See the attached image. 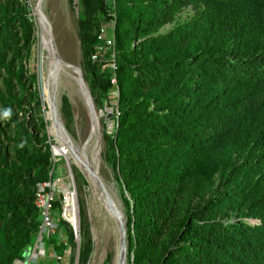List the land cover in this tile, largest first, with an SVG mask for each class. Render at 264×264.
Here are the masks:
<instances>
[{
    "label": "trees",
    "instance_id": "16d2710c",
    "mask_svg": "<svg viewBox=\"0 0 264 264\" xmlns=\"http://www.w3.org/2000/svg\"><path fill=\"white\" fill-rule=\"evenodd\" d=\"M25 4L0 0V264L32 243L34 188L50 177L48 144L32 142L14 117L22 107L11 80L21 70L12 62L33 32ZM106 22L112 47L97 38ZM76 30L94 103L117 93L101 139L124 210L127 263L264 264V0H81ZM109 51L112 68L100 72L91 55ZM60 204L56 194L59 226L45 241L59 259L72 239Z\"/></svg>",
    "mask_w": 264,
    "mask_h": 264
},
{
    "label": "rangeland",
    "instance_id": "374dc122",
    "mask_svg": "<svg viewBox=\"0 0 264 264\" xmlns=\"http://www.w3.org/2000/svg\"><path fill=\"white\" fill-rule=\"evenodd\" d=\"M24 1L26 3V15L32 23L33 32L27 54L23 56L22 52L20 61L12 62L13 68L21 70L19 83L11 80V92L15 96H20L22 107L20 110L14 109V117L24 122L29 134L33 137L32 142L39 143L42 140L48 144L50 158L47 173L52 179L59 178L62 183L56 189V194H60L62 199L58 211L59 216L72 233V239L65 244L64 255L57 262L51 260L49 264H68V255L73 257L71 264H114L118 233L113 218L104 209L98 197L92 191L90 182L72 162V159L67 154H56V149L59 146L54 140L49 109L42 96L39 37L36 16L32 14L33 0ZM15 6L19 5L15 4ZM42 8L50 23L57 54L65 62L77 66L81 70L82 78H84L83 74L86 73L87 66L82 56L81 43L76 30V20L80 13L81 0H42ZM13 26H16V24L13 23ZM12 29L13 32H18L16 27ZM106 38L113 39V25L112 28L108 27L106 29ZM109 53V56L96 53L95 62L98 71L101 72L103 68H112L113 52L109 51ZM59 67L55 92L60 118L58 122L66 142L70 143L69 145L78 152L85 147V141L91 132L92 117L89 110L92 108H88L90 104L87 94L77 74L61 65ZM109 94L107 103L103 98H99L97 103H94L90 94L96 112L92 110L98 125L96 124L95 136L87 145L86 156L89 163L95 165L104 186L108 187L110 193L112 192L118 200V207L123 218H125L116 182L113 180L112 172L103 159L104 144L101 135L103 131L109 132L114 124L111 114L114 111L117 93L116 90H113ZM0 119H2L1 114ZM62 125L67 133L64 132ZM97 135L98 143L96 142ZM4 136L13 138V126L4 129ZM42 136L44 139H41ZM5 147L6 156L10 158L12 156L11 146L9 143H5ZM64 186L71 193L73 212L68 211L67 213L62 210ZM53 217L57 221L54 215ZM72 218L75 220L74 224L70 221ZM63 237V230H59L57 238L60 240ZM82 244L88 247L87 258L83 263L79 259V250ZM52 246L50 243L47 246L44 244V257H42V260L49 259ZM126 264H128L127 261Z\"/></svg>",
    "mask_w": 264,
    "mask_h": 264
},
{
    "label": "bare ground",
    "instance_id": "6f19581e",
    "mask_svg": "<svg viewBox=\"0 0 264 264\" xmlns=\"http://www.w3.org/2000/svg\"><path fill=\"white\" fill-rule=\"evenodd\" d=\"M34 2H35V0H33L32 3L34 4ZM33 4H32V7H33ZM40 11L43 14H45L44 10L42 8V2L40 3ZM32 14L34 16H36V23H37V27H38L39 63L41 65V76L40 77H41L42 96H43L44 101L46 102V100H47V95H48V91H49V83L51 82V79L56 78L57 73H58V71L60 69L59 65H61V66L65 67V68H67V69H69L72 72L77 74V76L79 78V81L83 84V86L85 88V91H86V94H87L88 102L90 104L88 106V108H92L93 109V106H92V104L90 102L89 94L87 92L86 83H85V81H83V78H82V75H81V70L77 66L65 62L60 57H59L60 61L59 60L57 61L56 66L55 67L52 66V61H51V58H50V44L48 43L47 35H46V24H45V22L43 21V19L39 15H36L35 13H32ZM53 70H54V73H53ZM46 104H47V102H46ZM88 108H87V110H89ZM92 109L89 110L90 114H91V117H92V127H91L90 135H89L88 139L85 141L86 144L84 143L85 147H83V149L79 150L78 152L74 150L76 152V154L79 156L78 158L70 157V154L67 153V150H64L63 147H61L62 144L69 145L70 143L68 144L66 142L65 138L63 137L61 129H60V126H59L58 119L54 123L52 121V113H51L50 110H49V113H50V118H51V125H52V132H53L54 140H55L56 144L59 146V148L56 149V154H64V155L67 154L72 159V162L80 169V171L83 173L85 178L90 182L92 191L98 197L100 203L102 204L104 209L107 211V209L105 208V204H104V200H103V197L101 195V192L97 189L96 183L89 177L88 173L84 170L83 165H82L83 163H85L90 168L96 170L95 169V165L90 164L89 161H88V158L86 156V154H87L86 153L87 145L90 142V140L95 136V133H96V124H97L96 122H97V119H96V117H95V115L93 113L94 109L93 110ZM89 111H88V113H89ZM62 127H63V125H62ZM64 132L67 133L66 131H64ZM96 172H97V170H96ZM106 190L109 193V195H110V197H111V199H112V201H113V203L115 205V208L120 210L119 207H118V202H117L118 200H116V198L113 196L112 192L110 193L108 187L106 188ZM120 206H121V204H120ZM108 214L112 217L111 212H108Z\"/></svg>",
    "mask_w": 264,
    "mask_h": 264
},
{
    "label": "built area",
    "instance_id": "2783aa9c",
    "mask_svg": "<svg viewBox=\"0 0 264 264\" xmlns=\"http://www.w3.org/2000/svg\"><path fill=\"white\" fill-rule=\"evenodd\" d=\"M112 22H106L102 24L99 28L97 38L105 43L106 46H112V38H106V29L112 28ZM96 58V54L93 53L91 55V59L94 60ZM112 84H115V79L112 78L110 80ZM62 185L59 178L52 179L49 177L48 179L38 182L34 188V199L33 203L37 208L39 222L34 234V238L32 243L27 246L23 252L22 257L20 259H14L12 264H37L38 258L42 256L44 251V244L46 239L53 235L57 230V221L54 219L52 214V202L54 196L57 192V187ZM64 192H62L63 196V205L62 210L64 212L71 211L73 212V207L71 203V193L68 189L63 187ZM73 224L75 220L72 218L70 220ZM50 257L59 259L53 252L50 254Z\"/></svg>",
    "mask_w": 264,
    "mask_h": 264
},
{
    "label": "water",
    "instance_id": "95a60500",
    "mask_svg": "<svg viewBox=\"0 0 264 264\" xmlns=\"http://www.w3.org/2000/svg\"><path fill=\"white\" fill-rule=\"evenodd\" d=\"M41 2L42 0H35L33 7H32L33 13H35L36 15H39L46 24V35H47L48 43L50 44V58L52 61V66L55 67L57 61L59 60V55L57 54V51H56V48L53 42V36L51 32L50 23L48 22L46 16L40 11ZM53 73H54V70H53ZM86 88H87V92L90 97V102L94 109L92 98L90 96L87 85H86ZM55 92H56V78L51 79V82L49 83V91H48L47 100H46L47 106L52 113V121L54 123L56 122L57 119H60L58 110H57L56 100H55ZM62 128L64 130V127ZM97 132H98V127H97ZM96 142H98V135L96 136ZM61 147H63L64 150H67V153L70 154V157L72 158L79 157L71 146L67 144H62ZM82 165H83L84 170L88 173L89 177L96 183V187L101 192V195L103 197L105 208L107 209L108 212H111L112 218L117 228L118 245H117L116 259H115L114 264H126L127 240H126L125 220L123 218L122 212L121 210H118L115 208V205L109 193L107 192L106 187L104 186L100 176L96 172V170L90 168L85 163H83Z\"/></svg>",
    "mask_w": 264,
    "mask_h": 264
},
{
    "label": "clouds",
    "instance_id": "9594fccd",
    "mask_svg": "<svg viewBox=\"0 0 264 264\" xmlns=\"http://www.w3.org/2000/svg\"><path fill=\"white\" fill-rule=\"evenodd\" d=\"M10 114H11V110L10 109L5 110L4 113H3L4 117L10 116Z\"/></svg>",
    "mask_w": 264,
    "mask_h": 264
},
{
    "label": "crops",
    "instance_id": "0c3cea01",
    "mask_svg": "<svg viewBox=\"0 0 264 264\" xmlns=\"http://www.w3.org/2000/svg\"><path fill=\"white\" fill-rule=\"evenodd\" d=\"M42 257H44L43 254L40 256V259L38 258L37 264H39V262L42 260Z\"/></svg>",
    "mask_w": 264,
    "mask_h": 264
}]
</instances>
